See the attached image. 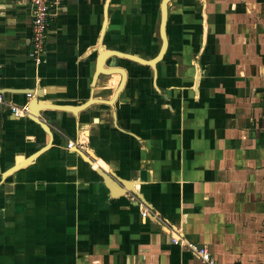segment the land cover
Listing matches in <instances>:
<instances>
[{
  "label": "crops",
  "instance_id": "1",
  "mask_svg": "<svg viewBox=\"0 0 264 264\" xmlns=\"http://www.w3.org/2000/svg\"><path fill=\"white\" fill-rule=\"evenodd\" d=\"M164 1L0 0V264H264V0Z\"/></svg>",
  "mask_w": 264,
  "mask_h": 264
},
{
  "label": "built area",
  "instance_id": "2",
  "mask_svg": "<svg viewBox=\"0 0 264 264\" xmlns=\"http://www.w3.org/2000/svg\"><path fill=\"white\" fill-rule=\"evenodd\" d=\"M63 0H28L31 9V32H32V53L31 56L36 62H40V56L45 50V44L51 27L52 18L55 10L62 4ZM4 103V98L0 94V104ZM12 113L17 117L26 116L30 113V108L24 106L22 108L8 104ZM68 148L77 147L83 149L80 144L69 141ZM149 210H144L143 217L150 215ZM172 243L186 250L191 251L196 257L201 259L205 264H219L216 262L207 246L199 245L189 241L179 235L171 234Z\"/></svg>",
  "mask_w": 264,
  "mask_h": 264
},
{
  "label": "water",
  "instance_id": "3",
  "mask_svg": "<svg viewBox=\"0 0 264 264\" xmlns=\"http://www.w3.org/2000/svg\"><path fill=\"white\" fill-rule=\"evenodd\" d=\"M169 0H165L163 3V6H164V9H166V5H167V2H168Z\"/></svg>",
  "mask_w": 264,
  "mask_h": 264
},
{
  "label": "bare ground",
  "instance_id": "4",
  "mask_svg": "<svg viewBox=\"0 0 264 264\" xmlns=\"http://www.w3.org/2000/svg\"><path fill=\"white\" fill-rule=\"evenodd\" d=\"M154 62V61H153Z\"/></svg>",
  "mask_w": 264,
  "mask_h": 264
}]
</instances>
